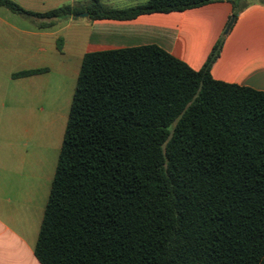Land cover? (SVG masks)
<instances>
[{"label":"trees","instance_id":"16d2710c","mask_svg":"<svg viewBox=\"0 0 264 264\" xmlns=\"http://www.w3.org/2000/svg\"><path fill=\"white\" fill-rule=\"evenodd\" d=\"M212 1L0 5L47 27L85 10L129 19ZM222 40L198 70L155 44L83 55L34 246L41 264H264V91L212 77Z\"/></svg>","mask_w":264,"mask_h":264},{"label":"crops","instance_id":"0c3cea01","mask_svg":"<svg viewBox=\"0 0 264 264\" xmlns=\"http://www.w3.org/2000/svg\"><path fill=\"white\" fill-rule=\"evenodd\" d=\"M13 1L33 12L90 2ZM146 1L101 0L119 9ZM234 11L235 19L225 32ZM40 22L0 5V264H41L34 246L85 53L155 44L198 70L222 38L220 53L211 66L212 77L264 91L263 0H214L182 11L142 13L129 19H91L88 14L57 19L47 27H40ZM78 47L82 52L72 82L65 74V55L77 52ZM57 67L64 70L59 76L63 98L59 108L54 103ZM41 68L44 71L39 73L13 76ZM54 116L61 118L64 129L60 131L59 126L60 132L51 138L45 132L52 129ZM10 153L18 157L19 174L6 168L4 161Z\"/></svg>","mask_w":264,"mask_h":264},{"label":"rangeland","instance_id":"374dc122","mask_svg":"<svg viewBox=\"0 0 264 264\" xmlns=\"http://www.w3.org/2000/svg\"><path fill=\"white\" fill-rule=\"evenodd\" d=\"M264 1V0H263ZM2 8V10H6L5 8H3V7H1ZM8 12V11H7ZM66 30H64L63 32H61L60 33V39L59 40H61L62 41V39L65 37V34H66V32H65ZM80 46V45H79ZM82 47V46H81ZM81 47H78L79 49H78V51L77 52H75L74 50H72V52L71 51H69L68 52V54L66 53V55H65V57H66V59H65V67H66V65H68V69L67 68H64V70H65V74H66V76H67V80L70 78L71 79V81L73 82L74 81V79H73V77H74V74H73V70H75V68L76 67H78V63H79V57H80V54H81V52H82V50H81ZM63 68L62 69H60V68H58L57 67V69L55 70V74H56V77H57V79H56V91H57V94H56V97H55V100H54V103L56 104V106L58 105V108L59 107H62L63 106V98H61L60 99V96H59V93H60V90H61V88H62V84H61V76H60V74L62 75L63 73ZM60 76V77H59ZM60 78V79H59ZM60 81V82H59ZM67 84H65V86H66ZM60 99V100H59ZM66 103H68V101H66ZM65 105V104H64ZM66 111H68V106H67V104H66V106L64 107V113H66ZM38 113V112H37ZM55 117V116H54ZM59 118V117H58ZM57 117H55V121H54V125L52 126V129L50 130V131H48V130H46V134L48 133V134H50V137L51 138H53L55 135H56V133H57V130H58V128H59V126H60V131H61V128H62V130L64 129L63 127H62V124L61 123H59V122H61V118H59L58 119ZM41 124V123H40ZM59 131V130H58ZM59 131V132H60ZM41 134H42V130H41V132H40V137H41ZM19 160H18V157H15V155H13V154H9V156L5 159V161H4V163H5V165H6V168L8 169V172H10V173H15V174H19L20 173V170H19Z\"/></svg>","mask_w":264,"mask_h":264},{"label":"water","instance_id":"95a60500","mask_svg":"<svg viewBox=\"0 0 264 264\" xmlns=\"http://www.w3.org/2000/svg\"><path fill=\"white\" fill-rule=\"evenodd\" d=\"M88 14H89V13H88L87 11H84V12L79 13L77 16L85 17V16H87ZM234 19H235V17H234V16H231L230 21H229V23H228V25H227V27H226L225 32L228 31V29H229L230 26L232 25Z\"/></svg>","mask_w":264,"mask_h":264}]
</instances>
